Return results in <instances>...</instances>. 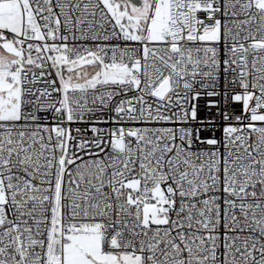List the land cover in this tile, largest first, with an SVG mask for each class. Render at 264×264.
<instances>
[{"label":"snow or ice","instance_id":"1","mask_svg":"<svg viewBox=\"0 0 264 264\" xmlns=\"http://www.w3.org/2000/svg\"><path fill=\"white\" fill-rule=\"evenodd\" d=\"M0 264H264V0H0Z\"/></svg>","mask_w":264,"mask_h":264}]
</instances>
